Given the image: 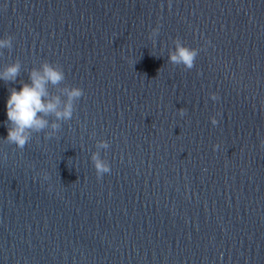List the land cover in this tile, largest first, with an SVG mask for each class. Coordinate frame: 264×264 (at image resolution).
<instances>
[{
  "label": "clouds",
  "instance_id": "obj_1",
  "mask_svg": "<svg viewBox=\"0 0 264 264\" xmlns=\"http://www.w3.org/2000/svg\"><path fill=\"white\" fill-rule=\"evenodd\" d=\"M158 33L159 26L151 30L149 38L153 43ZM13 39L11 35L0 38V55H3L2 50L10 51L13 48ZM173 44L174 48L169 49L168 52V63L182 65L186 70L192 69L200 50L187 46L179 37L173 40ZM21 67L19 59L6 64L0 70V80L5 83L17 82ZM28 76L29 82L21 80L19 90L15 87L9 88L10 94L6 103L8 134L5 140L21 150L30 142L34 134L44 132L45 138L55 137L61 129L62 122L73 118L76 105L85 94L81 87L64 84L65 73L59 63L44 60L39 67L30 69ZM210 98L217 101L220 97L217 93H210ZM186 111L184 108L178 109L181 117L186 115ZM210 120L213 126L218 124L215 116ZM261 144L264 145V140ZM109 147L107 140H99L96 143L97 150L91 154L97 179L111 171L109 162L100 155L101 149L107 150ZM218 147V144L213 145L214 150ZM43 179H49L47 172L43 174Z\"/></svg>",
  "mask_w": 264,
  "mask_h": 264
}]
</instances>
